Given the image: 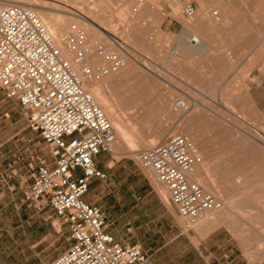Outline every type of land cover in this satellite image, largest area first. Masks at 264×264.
<instances>
[{
  "label": "rangeland",
  "instance_id": "1",
  "mask_svg": "<svg viewBox=\"0 0 264 264\" xmlns=\"http://www.w3.org/2000/svg\"><path fill=\"white\" fill-rule=\"evenodd\" d=\"M66 1L37 4L66 18L67 27H82L85 18L101 20L111 36L131 48L135 66L130 75L116 73L122 77L110 80V87H99L115 140L116 130L123 131L129 145L115 149L114 141L101 161L105 179L91 180L85 194L103 212L106 231L121 243L139 245L146 264L212 262L221 254L217 246L229 252V260L264 264V0ZM187 4L196 9L188 19L181 13ZM161 12L176 21L169 25ZM180 27L204 41L201 50L176 43ZM101 39L113 47L109 37ZM182 96L190 99L193 112L175 116L172 101ZM168 133L193 143L202 177L191 178L227 208L210 220L199 218L189 231L164 187L136 161L138 151ZM50 156L48 144L28 128L25 111L0 89V264H49L69 244L66 225L44 201L23 202L35 167L41 161L51 166ZM208 237L215 244L229 242L204 250Z\"/></svg>",
  "mask_w": 264,
  "mask_h": 264
},
{
  "label": "built area",
  "instance_id": "2",
  "mask_svg": "<svg viewBox=\"0 0 264 264\" xmlns=\"http://www.w3.org/2000/svg\"><path fill=\"white\" fill-rule=\"evenodd\" d=\"M194 12L187 4L182 15L188 19ZM184 34L187 46L198 45L194 34ZM109 40L113 47L77 24L56 37L31 8L0 5V89L25 111L28 128L48 144L52 161L35 167L23 202L44 201L69 231L67 248L49 264H146L142 248L116 240L106 231L101 209L85 200L90 181L106 177L95 157L110 152L115 141L114 128L88 88L131 59L129 46L113 35ZM190 106L188 97H175L171 111L183 115ZM136 155L139 168L166 190L186 231L223 208L191 178L202 159L186 136L168 133Z\"/></svg>",
  "mask_w": 264,
  "mask_h": 264
},
{
  "label": "bare ground",
  "instance_id": "3",
  "mask_svg": "<svg viewBox=\"0 0 264 264\" xmlns=\"http://www.w3.org/2000/svg\"><path fill=\"white\" fill-rule=\"evenodd\" d=\"M4 1H8V3H5V2H1L0 3V5H5V4H9V3H16V4H21V5H24V6H28L29 8H31L34 12H35V14L38 16V18L41 20V22L46 26V28L49 30V32L53 35V36H56V37H58L60 34H62L63 32H65L66 30H67V20H66V18H64V17H55V16H53V14L54 13H52V12H49V11H47V10H44V9H42L41 7H43V6H39L38 4H37V1L38 0H4ZM60 1V0H59ZM66 1V0H65ZM68 1V0H67ZM66 1V2H67ZM27 2H29V3H27ZM53 2H54V0H53ZM139 2H141V1H139ZM50 3H52V2H50ZM69 3V2H68ZM68 3H65L64 1H63V6H65L66 4H68ZM66 6H68V5H66ZM216 12V11H215ZM85 21V23H83V24H81L82 25V27L83 26H85V27H83L84 29H85V31L87 32V30L89 31V32H93V34H95V36L97 37V38H101V36H104V37H109L110 36V32H111V30H105V27H104V22H101V20H99V19H94V20H92V19H84ZM96 20V21H95ZM66 28V29H65ZM108 31V32H107ZM113 34V33H112ZM114 36V35H113ZM196 36V35H195ZM197 37V36H196ZM198 41H199V45H198V47H199V50H201V48L203 47V45H205L204 44V41H201V38L198 36ZM121 41V40H120ZM188 48V50H191V51H197L198 52V50H197V48L196 49H193L192 47L190 48V46H187ZM133 59L131 58L128 62H127V64H126V66L125 67H123L120 71H125V72H123V75H130L131 74V72H133V69H134V64L133 63H131V61H132ZM138 63H141V64H143V61L142 60H140ZM145 66V65H144ZM163 68V67H162ZM164 69V68H163ZM119 71V72H120ZM120 77H122L120 74H113V75H110L109 76V79L107 78V80L106 81H103V82H100V83H98V84H93L94 85V87H92V88H88V91L90 92V94L92 95V97H93V99L99 104V106L102 108V110H104V114L107 112V107L105 108V106L103 107L102 106V103H101V100L99 99V97H98V94L100 93L99 92V87H102L101 85H103V87H106V88H108V87H110V80L112 81V80H118V79H120ZM109 81V82H108ZM105 89V88H104ZM100 90H102L103 91V89L101 88ZM102 93V92H101ZM100 95H102V94H100ZM194 106H196L197 104H200V103H192ZM104 108V109H103ZM106 110V111H105ZM189 111V110H188ZM194 111H195V109H194ZM193 111H189V113L191 114ZM187 113V112H186ZM185 113V114H186ZM107 114V113H106ZM108 115V114H107ZM110 115H108V117H109ZM176 116V115H175ZM179 117V116H178ZM182 117V116H181ZM113 119V118H112ZM114 120H112V124H114ZM116 123V122H115ZM177 123V122H176ZM117 124V123H116ZM178 124V123H177ZM115 125V124H114ZM114 127H116V126H114ZM117 131V140H115V149H117V147H118V144L119 143H125L126 145H127V138H126V136H125V134L123 133V131H120V130H116ZM187 134H188V136L187 137H189V139L191 138V140L193 141V142H195V144H198V142H197V140H196V138L193 136V134L191 135L190 133H188L187 132ZM164 136V135H163ZM199 145V144H198ZM197 145V146H198ZM127 146H129V145H127ZM201 146V145H200ZM119 148V147H118ZM123 148V147H122ZM201 148V147H200ZM128 149H129V151H130V153H133V149L130 147H128ZM128 153V152H127ZM198 167V166H197ZM196 167V168H197ZM200 168H197V169H195V174H197L199 177L201 176L202 177V174L200 173V170H199ZM212 193H213V191H212ZM164 198L163 199H165V196H163ZM222 202V201H221ZM223 203V202H222ZM223 209H227L226 207H225V205H224V203H223V208L221 209V210H223ZM220 210V211H221ZM214 213H216V212H211V213H206V214H204L203 216H202V218L203 217H205V216H211V215H214ZM212 218V216L209 218V220Z\"/></svg>",
  "mask_w": 264,
  "mask_h": 264
},
{
  "label": "crops",
  "instance_id": "4",
  "mask_svg": "<svg viewBox=\"0 0 264 264\" xmlns=\"http://www.w3.org/2000/svg\"><path fill=\"white\" fill-rule=\"evenodd\" d=\"M183 10V9H182ZM194 10L196 11V9L194 8ZM182 13V12H181ZM217 13L214 12L212 14V16H215ZM161 16L164 18V20L170 25L172 22H175L176 20L174 18H172L169 13L165 14L164 12H161ZM183 16V15H182ZM184 28L180 27L179 31H178V37L176 39V43L180 44V45H183L185 47H187V45L185 44V40H186V35L184 34ZM186 31V30H185ZM188 32V31H186ZM197 36V35H196ZM198 38V36H197ZM199 39V38H198ZM199 45V43H198ZM198 45H196L198 47ZM194 46L192 47L193 49H196L197 47ZM200 46V45H199ZM196 47V48H195ZM188 48V47H187ZM191 48V47H190ZM199 49V47L197 48V50ZM104 154L105 153H100L99 155H97L95 157V164L97 166L98 169L102 170L104 172V168L105 166H103V164L101 163V161L103 160L104 158ZM105 173V172H104ZM92 180H96V179H92ZM91 182V181H90ZM86 200V199H85ZM260 227H261V230L263 229L264 231V216H263V221H261V224H260ZM263 239H264V236H263ZM229 241H226V240H223L221 241L220 243H217L215 244L213 242V239H211L210 237L208 238H205L204 241H203V244L205 245L204 246V250H206V245H225L228 243ZM212 243V244H211ZM217 248H222L220 249V256L219 258L217 259H213L212 262H210V259L209 258H202L201 262L202 264H241V262H239V259H236V260H229L228 257H229V252L228 251H224V247H220V246H217ZM0 250H1V247H0ZM2 250L6 251L7 248L4 247L2 248ZM147 257V256H146ZM147 261V260H146Z\"/></svg>",
  "mask_w": 264,
  "mask_h": 264
}]
</instances>
